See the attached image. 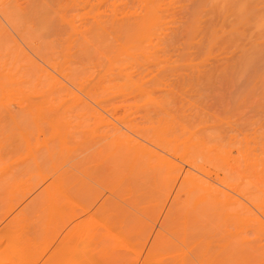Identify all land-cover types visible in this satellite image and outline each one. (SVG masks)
<instances>
[{
	"label": "bare ground",
	"instance_id": "obj_1",
	"mask_svg": "<svg viewBox=\"0 0 264 264\" xmlns=\"http://www.w3.org/2000/svg\"><path fill=\"white\" fill-rule=\"evenodd\" d=\"M155 1L156 0L154 1L152 0V3L154 5V11L157 8H158L157 9L158 11L161 6L160 7L155 6L156 5ZM169 1L167 0V2ZM191 1L193 2L194 0H191ZM205 1L209 2L210 4H212L211 1H213V4L214 3L215 4L212 5V7L215 8V5H216L220 12L223 10L224 13H226L225 16L223 15L224 14L223 11L222 13H220L223 15L224 18L220 16L222 19L217 20V17L215 16L216 19L213 17L214 19H211V20H217L216 22L214 21L212 23L210 20L209 22L210 24L207 22L209 25L207 24L206 25L207 27L206 26L203 27L202 23L205 22L206 20L209 21L208 18L211 17L212 10L209 12L211 13L210 16L204 20L201 18V15L199 14L200 20L201 21L203 20V22H200L199 18H195L196 16H194L195 20L193 18L192 20H190L191 18L189 17L192 13L188 15L187 23H186V20H181V19L180 21L175 20L176 23H174L175 21L172 20L173 19L172 15H171L172 16L171 22L168 21L169 17L168 18L164 17L165 20L167 19L168 23L170 24L172 22L174 23V24L172 23L173 28H176L175 26L179 25L177 24L178 22H180V24L182 23L181 25H179L181 27L177 26L179 29H181V31H183L181 32V34L183 33L182 36H177L180 34L179 31H177L179 34L175 31L172 32L174 29L171 31L172 27L171 28L168 27L171 25H169L165 20L161 19L160 18L161 16L157 18L158 15L156 14L157 15L156 17L154 11L150 10L153 7H151L148 10L149 12V13L147 12L148 16L146 18L142 17L141 21H139L140 18H138L137 20L139 22H137L136 20L134 21V23L137 22L135 24L133 23V20L132 22L128 21L126 25L131 23L130 27L127 26L128 29H126L125 25H124L125 27L123 26V24H125V20H124L125 17L121 15V17H124L123 19L124 21L123 23H121L119 19L118 20L116 19L117 17L115 13V16L114 15L113 16L116 17L115 20L117 21L118 26H119L118 21L120 22L119 27L121 28V29L118 28L117 25L115 28L113 27L114 30L117 28L116 29L117 32L121 33V35H119L120 33H117V35L120 36L118 40L119 39L121 40L122 38L121 41L123 42V38L127 34L128 36L124 40L123 44L119 40V42L121 43L119 47L118 41L114 40L115 37L117 36L115 35L116 31H114L115 32L114 34L113 30L108 29V30H111L109 34L110 35L112 34L111 36L114 35L113 37H110L107 35L108 39L112 38V40L109 39L110 41V42L108 41L109 44L110 45L112 44V48L114 47L116 48V49L114 48L113 55H112L113 49H111V46L108 47L107 45L108 42L106 41L108 39L105 37V35H103L106 29L103 30L101 28L103 32H102V35H99V37L96 36L97 34L95 35L99 39L97 43H96L97 39L93 40V38H96L95 36H93L94 30H96L94 26H97L95 24L97 21H95V18L93 17L92 18L95 21V23L94 22L93 23L95 25L92 24L91 20H90L91 24L87 25V27L89 28L93 26L94 29L92 30V32H90L92 34H90L89 31H87L89 30V28L85 30L92 36H89V35L86 36L87 34L83 36H86L84 38H87V39L90 38L88 40L92 39L91 41L94 42L95 47L98 50L93 46L92 42L90 41H86V42H90L92 45L86 46V44H89V43H86L85 42L86 39L84 40V38L81 39L82 41L80 40L81 43L79 42V37H81L80 35H82L83 32L85 33V31H82L80 29L82 33L78 35L79 37L77 36V34H76L77 37L74 36L75 34L71 35L72 38L76 37V40L73 39V41L74 43L76 42L75 44H79L77 48L74 46L75 44L71 40L72 38H69V41H67V36L63 35L64 38H61L60 35L62 33L60 32L61 33L60 35L56 34L57 29L51 24L52 25L51 31L54 32V34L48 31L50 33L48 34L50 38L53 36L55 37V34H56L57 37L59 36L58 40H56L57 37L55 38L53 37V39L57 43L58 41L59 43H61V44L58 43L59 46H61L62 44L63 46H67V44L70 45L71 43H73L74 45L72 44V46L77 48V50L75 51L74 47L70 45V48H69V45H68L67 48L69 49L65 47L64 49H62L63 46H61L60 48L59 46H57L55 42L56 46L58 47L56 50L59 51L57 53L59 54L61 53L60 55L62 56L58 54L57 55L60 56V58L63 57L61 60H58L59 57L56 55V50L54 53L52 52L54 51L53 49H55L56 47L54 45V41H52V38L47 41L45 40L46 37L44 39L41 38L44 34L41 35L43 33V29H40L39 26H38V28L40 29L39 31H41L42 33H40L39 36L38 35L37 36L40 37L41 35L40 41H39V38L37 39V36L35 37L36 33L34 35L35 37L34 39L38 40L39 44L42 42L40 44L41 48L44 49L46 45L47 47H49V48L45 47V49L47 48L46 50H48L45 52L46 55L45 53L42 52L43 49L41 50L40 48H38V46L34 45V41H33V44L31 43L30 45L29 42H32L31 41L32 37L30 38L28 35L29 34L32 35V33H29L28 35L24 34L25 37L26 36L29 37L28 40L30 39V41L28 42V44H26V46L30 45V48L31 46H33L32 52L34 53L36 52L35 53L36 56L38 55L42 56V57L38 56V59L40 60L42 58L40 62H43L44 65L46 62V67H43L42 66L43 64L40 65L38 62L36 63V71L34 72V74L36 73L35 82L33 79V82L29 83V86L31 88L27 86L26 83L24 84V81H25L24 78L27 79V77L31 73L30 74L28 73L29 75L26 74V77L25 75L22 76V78L24 77L23 78L24 81L21 79V74L23 73L20 74L19 78L20 80L23 81V84H24L22 85L23 88L21 87L22 92L20 91L21 93L20 98L28 97L27 96L28 94L26 92H31V95L29 97H32V95H34L33 96L34 98L32 99L33 100L35 99L34 100L35 116L39 118L41 122H42V119L46 120V126L48 124L47 129L52 130V131L49 130V132L51 133V134H48L49 138L51 135H52L51 136L52 138L53 136L54 137L56 136L55 138H53V140H51L52 143L55 141L54 142L55 144L54 143L52 144L49 141V138L43 141V142L49 141L48 143L50 144L49 145L48 143H46L48 146L47 147L45 146V148H44L45 144H42V142H40L43 146L40 145L38 146V148L39 147H43V148L42 149L39 148L37 149V151L39 150L41 152V155L43 156H40V153L36 151L37 153H39L38 157L39 158L42 157L44 160L50 161V160H54V157L59 155L60 152H61L60 155L63 154L64 157L66 155V153L64 152H67L69 154L71 153L70 155L76 152V154L74 155L76 157V155L77 156L79 155V153L77 154V151L80 148L79 146L80 143H82L81 145L84 146L83 142H87L85 143V145H87L85 148L88 147L89 149L90 148L92 149L93 144H90V143L93 142L91 140L93 134L91 135L89 134V132L91 133V130L92 132L96 131V132H93L94 135H96L98 133L97 131L99 130V128L101 127L102 129L101 131L102 133H100V135L102 134L101 136H98V135H96V137L93 136L94 142L97 144V147L95 150L94 149L95 146H94L93 149L95 151L93 150L91 151L93 153L95 152L94 154L98 155V156L95 155L96 158L94 159H98L99 162L98 160H95V162H98L99 164L96 165L94 163L96 166L95 165L93 166L95 167L91 166L89 168L88 166L86 167V169L84 168L85 170L84 176L86 175L87 177H89L92 174L90 176L92 178L91 180L94 181V177L96 179H100L101 185L103 182L108 187V188L104 187L108 189L107 191H109V194L107 196L108 198L106 202H104V198L103 200L101 199L104 203L100 202L102 204L100 206V210L103 213H107V215L109 214L110 216H112V218L109 215L107 216L106 214H105L106 217H102L103 214H100L101 212L96 214L98 218L100 219L99 215H102L101 218L103 221H106L104 220L105 218H107V220L110 218L112 220V221L109 220L111 221L110 223L112 224L110 225V227L112 226V228L113 226L115 227V229H118L121 227L122 228L128 227V228H126L127 229L126 231L118 230L121 233L114 232V234L113 232H111L112 230H110L108 234L107 229L109 228H107V229H104L103 231L105 232L106 230L105 233L108 234V236L100 237L103 232L98 231L100 229L99 226L101 225L104 228H106L105 226L107 224H108L107 226H109V223L106 222L105 223L106 225L104 226L102 225L103 222L100 219L102 223H99L100 222L99 221L98 222L99 224H97L96 221H98L99 219L93 221L97 216L93 218L94 216L91 217V213H90V217L93 219L89 220V222L86 221V222H82L83 224L80 223L76 225L78 226V228L83 225L85 228H88L89 231L91 229L93 230L94 228H95L94 231L98 229L95 231V233L93 231L94 237L92 235L93 238L95 237L96 238L98 237V239L101 238L99 239V241L100 240L102 241H100L97 244H100L101 242H103V237L104 238L106 237L105 239L107 240V242L109 241L111 243L109 245H112V247L115 250L116 249L119 250L121 248L124 250L125 247H127L130 243L134 242L133 238L135 237L133 236H135L136 233L132 235L130 230L131 231L135 229L139 230V229H142V227L146 229L145 225L147 224V226H149L150 224V223H147L146 221L147 219L148 220L152 219V217H155L156 214L158 213L161 214V212H164L163 217H162L163 221L161 222L160 220V224H162L161 226L163 229L169 232L168 234V232L166 233V231L164 230L166 233V236L167 235L171 236L172 234V237H171L172 241H173V238H175L174 240L176 242H173V243L179 242L180 244H183V245L192 244L193 246H198V247L199 246H210L214 244L215 245L218 244L222 246L223 248L231 247V246H234V247L239 246L240 248L241 246L244 249L242 251L239 250L240 251L239 253H237V251H235L233 248H230L231 250L229 251V253L223 256L224 255L223 252H222L223 254L222 255L221 251L219 250L218 251L225 258L238 257L239 260H242V261L253 260L258 257L259 258L261 257L260 259L264 258V251H260L261 248L264 249V121H262L264 119H262L261 120L262 122H261L260 119L252 120V117H250L251 119H247V120L251 122L248 123V121H246L242 117H239L241 121L243 120L242 122H244V124L245 122L248 123V127L246 126V124L243 125V124L237 123L233 119L234 113H235L234 111L237 110L236 116L238 117V113L241 110L240 108L242 107L241 104L244 103L247 100V98L251 96V94H253L252 91H254L255 93L256 90L254 88L256 87L258 83L262 87L261 94L262 96H264V65H262L264 64V0H210V1L205 0ZM101 2L102 1H100V3ZM162 2L160 1L161 4L160 3L159 4L157 3V4L163 5ZM202 3L203 4H201L202 5L201 7L203 8L205 7L204 5L205 3L204 2ZM114 4H113V7L115 6ZM150 4H151V1L149 0L148 5ZM188 4H184V5H188ZM121 5L123 4L121 3ZM167 5L166 7L169 6L168 7L169 9L172 8V5H171V8H170V4L168 6ZM207 5L208 4H206V6ZM103 6L104 5H102V7ZM145 6L147 7V5ZM177 6H175L176 9L178 8ZM181 6L183 5L179 6V8L177 9L178 12L174 10L173 11L176 13H179ZM209 7L207 6V9L203 8L205 10H203L202 8L201 9L199 8L200 10L198 11L195 8L193 9H195L197 12H200V13H202V11H204L205 13H208L206 10H209ZM137 8L141 9L139 7ZM147 8H149V6ZM184 8L185 10L183 9L181 10H183V12H186V16H187V13L188 12L190 13L191 11L187 12L185 6ZM191 8L189 9L191 10ZM108 9H111V8H108ZM97 10H95L94 12L97 13ZM117 10L118 9L116 8V11ZM141 10L143 11V9ZM163 10H165V7ZM163 10H161L162 13H165ZM102 11L103 13L105 12L104 10ZM102 11H101V14H102ZM112 11H113V8H112ZM213 11L215 12V14L219 12L218 10H217L218 12H216L214 9ZM132 12L138 13L139 10L138 12H135V11H132ZM129 13H131V11ZM70 14H75V13L70 12ZM91 14H92V11H91ZM123 14L125 13L123 12ZM159 14H160V11H159ZM179 14H181L182 16L181 18L185 17L184 16L185 14L183 15L182 12ZM107 15L108 14H106V17H108ZM128 15L127 16L129 18L127 17L126 19L129 20L131 19V17H130V14ZM203 15L202 17L204 18L206 14L204 16ZM79 16L80 15L78 14V19L80 18ZM102 16L105 17L104 14ZM110 16L111 15L109 14V17ZM138 16L141 17L142 15L139 14ZM206 16H208V14ZM104 17L102 19V17L99 16V18H101V20L105 22L106 20H104ZM179 17L180 15L178 16V18ZM97 18L98 16L96 17V19ZM111 18L109 20L113 21ZM114 21L113 23L116 24L115 23L116 21L115 22ZM113 23L112 25H114ZM101 24H103L104 28H107L104 26V23H101ZM121 24L123 27L121 26ZM133 24L135 25V27L133 26ZM183 24H185L184 28L182 26ZM80 25L82 26V24ZM41 26H42L41 28H46V26L43 24ZM131 26L133 27V30H131L133 32L130 35L129 29L130 28L132 29ZM47 27H48V24H47ZM38 28H35V29H38ZM109 28L111 27L109 26ZM28 29L26 28V30ZM123 29H126L129 32L127 31L128 33H126L124 32L126 30H123ZM167 29H168V32L171 31L173 34L169 32V35H168V33L166 32ZM1 30L5 31L3 27H1L0 32H2ZM26 30L25 32L24 31L23 32L26 33ZM97 31L100 34V31L99 30ZM46 32H47V29H45L44 33ZM106 33L107 32H105L104 34ZM20 34L21 35L18 37H20L21 41H23L24 39L22 40V37H21L23 33L20 32ZM52 34L53 36H50ZM123 34H126V35L124 36ZM4 35L6 36V33ZM100 36H102L103 38L105 37L104 39L106 40L102 38V40L105 41V44L101 43L102 41L100 40L101 39ZM27 37L25 38L24 44L28 41V40L26 41ZM68 37H70V35H68ZM60 39L61 40L63 39L62 42H60L61 41ZM1 40H5V39H2L1 37ZM70 40H71V43H67V42H70ZM16 41L14 42L16 43ZM43 41H45V43ZM50 41L53 42L51 43V45L49 43ZM111 41L113 43H111ZM115 41L117 44L115 43ZM100 44H103V46ZM14 45L12 46L15 48ZM42 45L43 46L45 45V46L42 47ZM52 45L55 47H52ZM83 46L87 49L89 47L90 48L92 47V48L88 50L87 49L84 50ZM100 46L102 47L107 46L106 47L107 50L106 49L102 50L101 49L102 47L100 48ZM13 47H9V48H13ZM35 47L37 48V50H41V52L39 53V51H36ZM9 48H6V49H9ZM16 48L18 49L17 46ZM80 48L82 49V51H80L81 50ZM60 49H62L61 52H60ZM65 49L68 52L70 49H72L70 50L72 55L68 56L70 54L67 52H64ZM99 49H101L102 51L105 50L103 52L104 55H102L101 52L100 53L98 52V51H101ZM90 50L93 51V53L95 50V53H94L96 54L95 56L97 55L98 56L100 55V56L95 58V56L93 55L94 56L93 58H95V60H92L91 55L93 53ZM49 52L52 54L50 55ZM115 52L117 54H115ZM34 53L33 55H35ZM48 53L50 56V60L48 59L49 61L47 63V58L49 57L47 56ZM64 53L68 54L67 56L70 59L68 57H65L68 59V61L67 59L64 58V56H66L64 55ZM75 53L80 54V55L82 54V56H84V57H81L82 62L83 61H86V62L82 63L78 61L79 58L77 59L76 57H79V55L76 56ZM106 53H108L109 55ZM53 54H55L58 58L55 55L52 56ZM85 54H87L88 57L85 56ZM101 55L104 56L103 58L107 61H104V59L101 58L102 57ZM105 55L106 56L111 55L114 58L110 60L111 56L110 58L108 56H107L108 58H106ZM44 57L46 58V60L44 59ZM72 57L74 58L71 60ZM83 58L86 60H84ZM89 59L90 61H88ZM74 60L77 62H75ZM101 60H102V63L103 61L105 63L102 64ZM93 61L96 62V64L94 63L95 65L93 64L94 66L92 67L91 64ZM212 61L217 62V64L214 63L213 65H211ZM71 62L74 63L75 65L77 63L78 66H74V64L71 65ZM98 62L101 63L102 65L100 66ZM83 64L84 65L86 64V67H84ZM88 64L91 67H88ZM255 64L259 66L261 65V67L256 68L259 66H256ZM31 65L35 66V63H32ZM28 69H29V72H31L30 68ZM25 72L27 73L28 70L26 69ZM244 77H246V81H247L246 83H244L245 82ZM30 78L31 76L28 77V79ZM11 79L13 80V77H11ZM27 80L25 82H27ZM240 80L244 81L241 83L243 84L242 85L243 87H240L241 85L240 86L236 85V83L240 84L241 82ZM32 83L34 84L33 85L34 89H32L33 88L31 85ZM216 84L218 86L219 85L222 86V84H227V86H230V87L232 85L233 86L235 85L236 88L240 87L238 88L239 90L237 89L238 91L236 92V94H231L232 98H231V95L229 97L232 103L230 112H228L227 108L222 107L221 109L224 108L226 111L222 110L223 112L221 114H217L214 112H209V110L205 111L206 109H209V106H206L205 101L204 102L201 101V103H205V105L204 104L202 105L201 103H199L201 104V107L204 106L206 108L205 109L204 107H202L205 110L200 108V106L197 104V101H199V99H201L202 97V92L204 90L206 91V89H208V87H211V85L215 86ZM24 86H26L27 88ZM204 87L206 89H204ZM8 88L9 89L7 90H10V89L13 90L12 86ZM24 88H26L28 91L25 90ZM30 90H32L33 92ZM205 91L203 92L204 97H205V94H204ZM24 93H26V95ZM23 94L25 95L24 97H23ZM15 95L17 96L18 94H15ZM182 95L186 96L184 97V99L186 98L187 101L185 100V102H188L187 109L189 110V112L187 111V109L182 110L180 107H178L179 108L178 110L177 107L175 108L176 105L173 106L176 100V97L182 96ZM22 98L20 99L21 101H22ZM252 101L254 102V98L252 99ZM26 105L29 106L30 104L28 105L26 103ZM256 105H258L257 107L259 109L261 108L260 103H257ZM224 106L226 107L225 103H224ZM249 107L250 106H248V108ZM25 109H26V106H25ZM220 111L221 110H218V113H220ZM23 115H25V112L23 113ZM13 116L11 117L12 119L10 117L9 118L12 120L11 122H14V121L16 122V120L13 121V119H16L15 118L16 116H14V118ZM26 118L28 117H25L24 119ZM85 118H87L88 120L85 121L86 120ZM89 118L91 119L95 118L94 120L96 121H94V123L97 122L96 125H94L93 119L92 121L90 120L91 122H88ZM261 118H264V115H262ZM19 120L17 124H19ZM34 120L36 121V119ZM80 120L83 122H80ZM21 121L23 120L21 119ZM70 121H72L73 124L70 123ZM41 122L39 123L41 124ZM88 123L89 124L91 123L90 125H88L91 130L87 131L85 129L86 128L85 125ZM26 124H28V122ZM31 124L34 125L32 122ZM43 124L45 123L43 122ZM21 125H23V122L22 124L18 126H20L21 128L22 127ZM241 125L247 128L245 130H242ZM90 126H94L95 128L99 127V128L98 130L97 129L93 130L94 127H90ZM244 127L242 128L244 129ZM72 128L77 129V130L82 129V132L80 131L81 133L79 134V136H76V133H78L79 130L77 132V130L75 131L73 129L75 131V133H73L71 132ZM35 130L36 129L34 128L33 131L35 132ZM84 130L88 132L87 135H84L86 137L83 136V133H85L83 132ZM65 131H70V132H65ZM64 133L65 134L68 133V135L72 133L74 138H72V135L70 137V136L65 135ZM63 136L65 137L63 138ZM80 136L82 139L84 137L83 142ZM76 137L77 138L79 137V138L76 139ZM35 139H36V135L34 136V140ZM73 139H76L74 140L75 142L72 141ZM79 139H80V142H79ZM86 139H88V141ZM97 139L101 142L99 143ZM34 140L33 142L35 143L37 140L35 141ZM29 142L31 141L29 140ZM66 142L72 146L68 144L67 146ZM32 144L30 145L31 147H32ZM75 146L76 147L78 146V149H76ZM66 147H68L69 149H67ZM55 148L56 149L59 148V150H56ZM64 149L66 151H64ZM71 149L73 152L71 151ZM82 150L83 152L89 151L86 149L84 150V148H82ZM94 154L92 156H94ZM71 157L72 156H70L69 158L73 160ZM75 159L76 158H74V160ZM77 159L75 161H77ZM79 159H80V162L79 160L77 162L73 161L75 162L74 163L75 165H73L72 163V167L77 168V170L79 169L80 171V168H81L80 166H82L83 168L87 164L85 162L83 164V161H85V158L83 159V161H82V158H79ZM50 163H51V167L54 168V164H53L54 161H50ZM64 163L67 164V162H64ZM76 163L77 164L79 163V166H77ZM33 165L35 166V164ZM98 165H101L100 168ZM37 166L38 167L41 166L39 162ZM37 166H35L36 168L35 167L34 168L37 169ZM68 169L69 168L67 167L66 170ZM66 170L65 171L63 170V173L61 172L58 174L54 172V174L55 173L56 174L52 175V178H50L51 180L49 181V183L46 184L45 187H43V189H41V192L39 193L40 195H38V197L40 196L39 198L41 201L37 200V203H38L37 207H40L38 208L40 212L42 211L44 213L47 212L45 216L46 215L48 216L46 219H48L47 222L49 223L53 222L52 219L55 217H56L55 220H57V217H59L58 219L59 221H56V222L54 221L55 223H57L63 220V218L67 217L69 214L71 215L72 213H74L72 211L73 210L75 211V209L78 208V205H79L78 201L80 203L82 201V199L78 200V196L80 195L82 197H84V195L86 196L89 193V191H91L90 189H92V186H93L91 185V188L89 187L90 189H87L88 187L86 186H88V184H85L86 188L84 186L82 187V185H80V187L78 188L79 186L78 184H80V182L78 179H77L78 184H76L75 182L77 174L75 175L72 172L73 169L68 170V172ZM89 171L90 173H88ZM80 172H83V171L81 170ZM96 172L98 174H96ZM40 174L42 175V171ZM71 180L74 181L75 184H72ZM84 183H87V182H84ZM98 183L99 182H97V185ZM96 189H94V186H93L92 191ZM77 192L80 193V195ZM74 193L76 195V198L73 197L75 196ZM93 193L94 192L92 193L90 192L88 195L91 197ZM41 196L43 198H41ZM95 196H98L97 193H95ZM95 196L93 195L91 198ZM123 197H126V198H123ZM165 198L169 199V204L167 205L164 211H161V210L158 211L157 209L159 208V205H161V207L165 206V204L164 205L160 204V203H163L162 200L164 201ZM123 199L125 200L127 199V201ZM74 201L77 203L76 204L77 208L74 206L75 204ZM83 201L88 202L86 201V197ZM164 202L166 203V201ZM83 203L81 206H83V208L85 206L86 208V205L88 206V203H86L85 205H83ZM43 205L44 207L47 206V209H45L46 207L43 208ZM73 206H74V209L71 210ZM89 206H90V203H89ZM41 208H43V210H41ZM38 209L36 208V210ZM67 209H70L71 211ZM89 209H92V208L89 207ZM66 210L68 211L69 214L65 213L67 212ZM87 210L85 209V211H82V212L87 213ZM37 213L39 214V212ZM60 216H62V218ZM72 216H73V219L74 218L76 219L74 214ZM72 216H70V218H72ZM142 217H145L147 219H144ZM37 219H39L38 220L39 222L40 217ZM63 224L62 226H64ZM46 225H50V224H46ZM51 225H53V223H51ZM93 225H96L99 228H96V226L94 227ZM18 226L20 227V225ZM82 228L83 227H81L80 230H83V231L85 230L87 232V229H84V228L82 229ZM75 230H77V228ZM80 230L78 229V231ZM142 231L141 232L139 231V232L142 233ZM84 232L82 234H85ZM96 232L100 233L98 234L100 236H98ZM124 232H128L129 235L130 234L132 235V236H129V238L131 239V237H133L132 238L133 242L129 240L128 236L124 234ZM156 232L157 231H155V233ZM89 233L90 232H88V234ZM105 233L103 234L106 235ZM140 233H138V235L142 236V234ZM159 235H161V233ZM141 236L139 237V239L137 238L135 239L141 240L142 242ZM154 236L155 235H153V237ZM161 236H162V239H161ZM161 236H158L159 238H157L159 239V241L157 240L158 243H160V240L161 242L163 240H166V236L164 234ZM163 236L165 237V239ZM25 239L26 238H24V240ZM24 240L23 242L26 241ZM106 240H104V242H106ZM127 240L131 242L128 243ZM138 242L139 241H137L135 244L137 245ZM87 243L88 242H86V244ZM95 243L92 245L94 246L97 245ZM162 243H166V242H162ZM101 245H103V243ZM129 247L127 249L125 248L126 250L124 252L130 251L128 250ZM15 249H16L15 247L7 246L4 250L0 251V257H1V252L8 253V252L14 251ZM133 250L136 251V249H132V252L136 254L138 253V256L136 254L135 255L136 257H139L140 256L139 254L141 253H139L138 251L135 252ZM103 251L105 252V250ZM178 251L179 250H177V252ZM198 251H199L198 253L199 257L197 256V258H200V259H204L205 257L206 258L208 257L209 260L213 258H217V259L223 258L222 256H220V254L213 253V250H212V254H209L206 251H200V250ZM60 253L56 252V254H60ZM68 253L70 254V251L66 252L65 254H68ZM133 253H130V254L134 256ZM159 253H158V257H159ZM161 254H164V253H161ZM85 256L84 255L82 256V260L86 258ZM133 256L131 258H133ZM186 257L187 255L185 254V251L181 253L180 255H178V259L183 261V263L180 262L179 264L186 263L187 261ZM119 259L121 258L119 257ZM90 260H91V255H89L85 259L86 262ZM76 261H78V259L77 260L75 259V263ZM1 263L2 262H0V264ZM61 263L63 264V259L61 258H59L58 261L52 262V264H61ZM65 263L66 261H64V264ZM154 264H157V262L155 261Z\"/></svg>",
	"mask_w": 264,
	"mask_h": 264
},
{
	"label": "rangeland",
	"instance_id": "obj_2",
	"mask_svg": "<svg viewBox=\"0 0 264 264\" xmlns=\"http://www.w3.org/2000/svg\"><path fill=\"white\" fill-rule=\"evenodd\" d=\"M100 1H102L101 3H100ZM117 1V2H116ZM144 1V2H143ZM151 1V4L150 5H148V3H149V0L147 1V0H0V29H1V27H3V29H5V31L4 30H1L2 32H0V251H2V250H4L7 246H10V247H15L16 249L14 250V251H11V252H8V253H3V252H1V257H0V262H2L1 264H52V262H54V261H58L59 260V258H61V259H63V264H64V261H66V263L65 264H74L75 263V259L77 260L78 259V261H76V263L75 264H132V262H133V264H145V263H147V264H154L155 263V261L157 262V264H179L180 262H182L183 263V261H181L180 259H178V255H180L181 253H183L184 251H185V254L187 255V257H189V258H187L186 257V263H184V264H264V258H262V259H260L259 257L258 258H256V259H253V260H244V261H242V260H239V258L238 257H233V258H225V257H223V256H225L226 254H228L229 253V251L231 250L230 248H233L235 251H237V253H239L240 251L239 250H243L244 248L243 247H241L240 246V248H239V246H237V247H234V246H231V247H222V246H220V245H218V244H214V245H210V246H193L192 244L191 245H189V244H180L179 242H177V243H173V242H176L174 239L175 238H173V241H172V234H171V236L170 235H167L166 236V233L168 232V231H166L165 229H163L162 228V224H160V220H161V222L163 221V214H164V212H161V214H156L155 215V217H152V219H147V218H145V217H142V218H144V219H147L146 221H147V223H150L149 224V226H147V224L145 225V228L146 229H144V227H142V229H139V230H137V229H135V230H130V232H131V234L132 235H134L135 233L137 234H135V236H133V237H135V238H137V239H139V237L141 236H139L138 235V233H140L142 230V233H140V234H142V236H141V238H142V242H141V240H137V239H135V238H133V237H131V239L129 238V236H132L131 234L129 235V233L128 232H124V234H126L127 236H128V238H129V240H131L132 242H133V240H134V242L133 243H130L131 241H128L127 240V242L128 243H130L129 245H130V247H131V249H130V247H129V245L127 246V247H125L126 249L129 247V249L128 250H130V251H128V252H124L126 249L124 248V250L122 249H119V250H115L113 247H112V245H109V244H111L109 241L107 242V240L105 239L107 236H108V232H110V230H112L111 232H113V234H114V232L116 233V232H120V231H118V230H121V231H123V230H127L126 228H128V227H121V228H118V227H116V228H118V229H115V227L113 226V228H112V226L110 227V225H112L110 222L112 221L109 217V219L107 220V218H103L104 220H106V221H103L102 220V218H101V216L102 215H99V217H100V219L102 220V222H101V220L98 218V216L96 215V214H98L99 212H101V210H100V206L102 205L100 202H102V203H104V202H106L107 201V196H108V194H109V191H107L108 189H106V188H108L103 182H102V185H101V181H100V179H96L95 177H94V181L93 180H91L92 178L89 176V177H87L86 175L84 176V172H85V170H84V168L86 169V167H88L89 166V168L91 167V166H93V165H97V164H99L98 162H99V160L98 159H94V158H96V156L95 155H97V154H94L93 152H91L92 150L93 151H95L96 150V147H97V144L94 142V137H96V135H98V136H101L100 135V133H102L101 131H102V129H101V127L99 128V130H98V128H95L94 126H90V127H94L93 128V130L94 129H97L98 131V133L96 134V135H94V133L93 132H96V131H93L92 132V130L89 128V126L88 125H90L89 123L88 124H86L85 125V129L88 131V130H91V133L89 132V134H93L92 135V138H91V140L93 141V142H91L90 144H93L92 145V149L90 148H85L87 145H85V143H87V142H83V139H84V137H86V136H84V135H87L88 134V132H86V130H84L83 132H85V133H83V139L81 138V136H82V134H81V136H80V138H81V140H82V142L84 143V146H82L81 144L82 143H80L79 144V146H80V148H79V152L77 151V154L79 153V155L77 156L76 155V157L74 156L75 154H76V152L75 153H73L72 155H70L69 153H67V152H64V153H66V155H65V157H64V155L63 154H61V155H63V156H61L60 155V151H58V152H60L59 153V155H57L56 157H54V160H50V161H54V168H52L51 167V163H50V161L49 160H44L42 157V159L41 158H39L38 157V155H39V153H40V156H43V155H41V152L38 150L37 151V149H39V148H43V147H39L38 148V146H43L42 144H45L44 145V148H45V146L47 147L48 145L46 144V143H48L49 141L51 142V140H53V138H55L54 136H53V138L50 136V138H52V139H50L49 138V135L48 134H51L50 132H49V130L50 129H47V126H48V124H47V126H46V120H43L42 119V122H41V120L39 119V118H37L36 116H35V114H34V100L32 99V98H34L33 96L34 95H32V97H29L30 95H31V92H26L28 95V97H26V98H22V101L20 100L21 98H20V95H21V93H20V91L22 92V85H24L25 83H26V85L27 86H29V83L30 82H33V79H34V82H35V74H34V72L36 71V63L38 62L40 65H42L43 64V62H40L41 61V59L39 60L38 59V56H40V55H38V56H36V52L34 53V52H32V50H33V46H31V48H30V45H31V43L33 44V41H34V45L35 46H38V48H40L41 50L43 49V48H41V46H40V44L42 43H40L39 44V42H38V40H36V39H34L37 35L39 36V34L40 33H42L41 31H39L40 29H43V33L41 34V35H43L42 37H41V35H40V37L41 38H45V40L47 41V40H49V39H51L52 38V41H54V39H53V34H54V32H52L51 31V26L53 25L56 29H57V33L56 34H58V35H60L61 33V35H60V37L61 38H64V36H67V41H69V38H72L71 37V35L72 34H75L74 36H76V34H77V36L78 35H80L82 32H81V30L82 31H85L86 29H88L89 27H87V25H90L91 24V21H92V24L93 25H97V26H94V28H96V30H94V32H93V36H95L96 34V36H98L99 37V35H102V32H103V30H105L104 31V33L105 32H107L106 34H104L103 33V35H105V37L108 39V37H107V35L108 36H110V37H113V36H111L109 33L111 32V30H113V32L114 31H116V34H115V32H114V34L115 35H117V33H120V32H117V28L114 30V28L116 27V25H117V21L115 20V18L118 20H120L121 21V23H123V21L125 20V24H123V26L125 25L126 26V29H128V27H130V24L131 23H129L128 25H126V23H128V21H131L132 22V20H133V23H134V21L136 20H138V18H140L139 19V21H141V19H142V17L143 18H146L147 16H148V10L151 8V7H153V8H151L150 10H152V11H154V5H153V3H152V0H150ZM154 1V0H153ZM160 1L162 2V4L163 5H158L159 3H160ZM169 1V0H168ZM172 1V2H171ZM174 1V2H173ZM210 1V0H209ZM156 3V5L155 6H161L160 8H162V9H160L159 8V10L157 11V9H155V11H154V13H155V16L157 17V15H158V17L157 18H159V16H161L160 18L161 19H163V20H165L164 19V17H166V18H168L169 20L168 21H170L171 22V17L173 16V21H175V20H177V21H180V19L181 20H186V23L188 22L187 20V18H188V15H190L191 13L193 14H191L190 15V17L189 18H191L190 20H192V18L194 19V16H196L195 18H199V21L200 22H203V20L204 19H207V17H209L210 16V14L211 13H209L211 10V12H212V15H211V17H209L208 19H209V21L208 20H206L205 22H203L202 24V26L204 27V26H206L209 22H210V20L211 19H214L215 18V16L217 17V20H220V19H222L221 17H223V15L225 16V14L226 13H224V11H223V15L222 14H220V13H222V11L220 12L219 11V9L217 8V6L215 5V8L214 7H212V5H214L213 4V1H211V3L212 4H210L209 2H207V1H201V0H199V2H198V0L197 1H191V0H170L169 2H167V0L165 1V0H156L155 1ZM167 3L168 5L170 4V8H171V5H172V8L171 9H169L168 7V5L167 4H165V3ZM202 2H204L205 4V7H203V8H206L207 9V6L209 7V6H211V7H209V10H206L208 13H205L204 11H202V13H200V12H197L198 10H200L202 7V5L201 4H203ZM109 3V4H108ZM115 3V4H114ZM121 3L123 4V5H121ZM144 3V4H143ZM158 3V4H157ZM175 3V4H174ZM190 5H189V4ZM196 4V6H195V4ZM95 6H94V5ZM113 4L115 5L114 7H113ZM117 4H118V6H117ZM134 4V5H133ZM161 4V3H160ZM184 4H188V5H184ZM206 4H208L207 6H206ZM102 5H104L103 7H102ZM120 5H121V7H120ZM143 5V6H142ZM145 5H147V7L149 6V8H147ZM166 5L168 6V7H166ZM174 5V6H173ZM178 5V6H177ZM180 5H183V6H181L180 8L181 9H183V10H185V8H184V6L186 7V11L188 12V11H191L190 13L188 12L187 13V16H186V12H183V10H179V13H181L182 12V14L186 17H184V18H181L182 16H181V14H179V13H176V12H178V8H179V6ZM203 5V6H204ZM106 6H107V8H106ZM112 6V7H111ZM125 6H126V8H125ZM136 6V7H135ZM145 6V7H144ZM175 6H177L178 8L176 9V7ZM191 8V7H193V6H195V7H193V8H195V9H193V8H191V10L188 8ZM94 7V8H93ZM98 8V10L100 11H98L97 10V8ZM102 7V8H101ZM133 7H134V9H133ZM137 7H139V8H141V9H143V11L141 10V9H138ZM144 7V8H143ZM164 7H165V10H163L164 9ZM198 7V8H197ZM93 8V9H92ZM108 8H111V9H108ZM112 8H113V11H112ZM116 8L118 9L117 11H116ZM119 8H120V10H119ZM131 8V9H130ZM146 8H147V10H146ZM156 8V7H155ZM176 10H175V9ZM200 8V9H199ZM202 8V9H203ZM212 8V9H211ZM92 9V10H91ZM107 11H106V10ZM130 9V10H129ZM145 9V10H144ZM166 9H167V11H166ZM189 9V10H188ZM213 9L216 11V12H218V13H216L215 14V12L213 11ZM95 10H97V13L96 12H94ZM102 10H104L105 12L103 13V11ZM138 10H139V12H138ZM161 10H163L165 13H162V11ZM176 11V12H174V11ZM192 10H194V11H196L197 12V14H196V12H194V11H192ZM203 10H205V9H203ZM218 10V11H217ZM91 11H92V14H91ZM101 11H102V14H101ZM111 11V12H110ZM115 11V12H114ZM122 11V12H121ZM131 11V13H129V12ZM132 11H135V12H138V13H134V12H132ZM159 11H160V14H159ZM169 11V12H168ZM70 12L71 13H75V14H70ZM90 12V13H89ZM99 12V13H98ZM113 12V13H112ZM118 12V13H117ZM123 12L125 13V14H123ZM142 12V13H141ZM148 12V13H147ZM158 12V13H157ZM173 12V13H172ZM112 13V14H111ZM115 13H116V17H114L115 16ZM121 13V14H120ZM127 13V14H126ZM147 13V14H146ZM170 14V15H168V14ZM172 13V14H171ZM78 14L80 15L79 17V19H78ZM105 15V17L104 16H102V15ZM106 14H108L107 16L108 17H106ZM109 14L111 15L110 17H109ZM120 14V15H119ZM128 14H130V17H131V19H126L129 15ZM134 14V15H133ZM142 15L141 17L140 16H138V15ZM157 14V15H156ZM162 14V15H161ZM168 16H167V15ZM177 16H176V15ZM201 15V18L203 19L202 21L200 20V15ZM206 14H208V16H204V15ZM85 17H84V16ZM96 15V16H95ZM114 15V16H113ZM121 15L122 16H124L125 17V19H124V17H121ZM128 15V16H127ZM145 15V16H144ZM172 15V16H171ZM180 15V17L178 18V16ZM199 15V16H198ZM202 15L204 16V18L202 17ZM98 16V18L96 19V17ZM99 16H101L102 17V19H103V17H104V20H106L105 22L103 21V20H101V18H99ZM119 16V17H118ZM135 16V17H134ZM163 16V17H162ZM175 16V17H174ZM221 16V17H220ZM95 18V21H97L96 23H95V21H94V19L93 18ZM112 17V18H111ZM120 17H121V19H120ZM206 17V18H205ZM214 17V18H213ZM220 17V18H219ZM91 18V19H90ZM112 19L116 24H114L113 23V21H111V20H109V19ZM114 18V19H113ZM129 18V17H128ZM133 18V19H132ZM219 18V19H218ZM224 18V17H223ZM93 19V20H92ZM124 19V20H123ZM216 19V18H215ZM83 21V23H82V21ZM86 21V23H85V21ZM89 20V21H88ZM91 20V21H90ZM100 20V21H99ZM195 20V19H194ZM217 20H211V22L213 23L214 21L216 22ZM127 21V22H126ZM139 21H137V22H139ZM167 23H168V21H167V19L165 20ZM50 22V23H49ZM95 24H94V23ZM104 23V26L105 27H107V28H104L103 27V24H101V23ZM137 22H135V23H137ZM182 22V21H181ZM184 22V21H183ZM208 22V23H207ZM13 23H15V24H13ZM78 23H80V24H82V26L80 25V24H78ZM85 23V24H84ZM112 23L114 24V25H112ZM134 23V24H135ZM173 23V22H172ZM172 23L170 24V23H168L169 25H171V26H168V27H172ZM174 23H176V21L174 22ZM173 23V24H174ZM211 23V24H212ZM12 24V25H11ZM17 24V25H16ZM39 24H43V25H45L46 26V28H41L42 26L41 25H39ZM47 24H48V27H47ZM52 24V25H51ZM83 24H84V26H83ZM108 24V25H107ZM118 24H119V26H120V22L118 21ZM133 24V26L135 27V25ZM177 24H179V25H181L180 24V22H178ZM176 24V25H177ZM210 24V23H209ZM208 24V25H209ZM80 25V26H79ZM86 25V26H85ZM179 25H177V26H179ZM184 25L185 24H183L182 26H183V28H184ZM38 26L40 27V29L38 28ZM109 26L111 27V28H109ZM118 26V25H117ZM118 26V28H120ZM121 26H122V24H121ZM122 26V27H123ZM124 26V27H125ZM128 26V27H127ZM174 26V25H173ZM177 26H175L176 28H178ZM33 27H35V28H38V29H35V28H33ZM50 27V28H49ZM84 27H86V28H84ZM91 27V26H90ZM114 27V28H113ZM132 27V26H131ZM179 27H181V26H179ZM207 27V26H206ZM25 28V29H24ZM26 28L28 29V30H26ZM92 28V29H91ZM91 28H89V30H87V31H89V33L90 32H92V30L94 29L93 28V26L91 27ZM103 30H102V29ZM176 28H171V31L172 32H177V31H179L180 32V34L179 35H177V36H182L183 35V33L181 34V32H183V31H181V29H176ZM24 29V30H23ZM32 29V30H31ZM35 29V30H34ZM45 29H47V32L49 31L50 33H53L52 35H50V36H53V37H49L48 36V34H50L49 32L47 33H44V31H45ZM81 29V30H80ZM91 29V30H90ZM101 29V30H100ZM108 29H111V30H108ZM121 29V28H120ZM126 29H123V30H126ZM25 30H26V33H24L25 32ZM53 30V29H52ZM58 30H59V32H58ZM97 30H99L100 31V34L98 33V31ZM108 30V31H107ZM131 30H133V27H132V29L130 28L129 29V31L128 30H126V31H124V32H126V33H130V35H131V33L133 32V31H131ZM170 30V29H169ZM24 31V32H23ZM38 31V32H37ZM56 31V30H55ZM87 31H85V33L83 32L82 33V35H80L81 37H79V42L81 43V39L82 38H84V37H86V36H92V35H90V34H92V33H88ZM95 31H96V33H95ZM121 31V30H120ZM128 31V32H127ZM171 31H169V32H171ZM6 33V36L4 35L5 33ZM20 32L21 33H23V35L25 34H29V33H32V35L31 34H29L28 36L31 38V41L32 42H29L30 41V39L28 40V38L29 37H27V39H26V43L24 44V41H25V35L23 36H21L22 37V40L23 41H21V38L20 37H18V36H20L21 34H20ZM61 32V33H60ZM122 32V31H121ZM167 33H168V35H169V32H168V29H167V31H166ZM171 32V33H172ZM1 33H3V34H1ZM35 33H36V35H35ZM123 33V32H122ZM8 34V35H7ZM17 34V35H16ZM56 34H55V37H57L56 36ZM87 34V35H86ZM173 34V33H172ZM4 35V36H3ZM34 35H35V37H34ZM47 35V36H46ZM64 35V36H63ZM68 35H70V37H68ZM83 35H86V36H83ZM119 35H121V33L119 34ZM119 35H117L116 37H115V39L114 40H117L118 41V45H119V47H120V45H121V43L120 42H122L121 40H122V38H121V40H120V42H119V40H118V38H120V36ZM124 36L126 35V34H123ZM11 36V37H10ZM15 38H14V37ZM37 36V39L39 38V41H40V37H38ZM76 36V37H77ZM95 36V37H96ZM119 36V37H118ZM127 36H128V34L123 38V42H122V44L124 43V40L127 38ZM1 37H2V39H5V40H1ZM54 37V38H55ZM59 37V36H58ZM58 37H57V39L56 40H58ZM76 37H74V38H72L71 40L73 41V39H75L76 40ZM98 37H96V38H93V40L94 39H97V41H96V43L99 41V39H98ZM101 37V43H103V44H105V41H103L102 40V36H100ZM104 37V38H105ZM6 38H7V40H6ZM48 38V39H47ZM103 38V39H104ZM14 39V40H13ZM86 39V40H85ZM88 39H90V38H88ZM87 38H84V40H85V42L86 41H90V42H92L91 40H88ZM109 39H111L112 40V38H109ZM109 39L108 40H106V39H104V40H106L107 42L109 41ZM11 40V41H10ZM17 40V41H16ZM20 40V41H19ZM61 40V39H60ZM63 40V39H62ZM62 40L60 41V42H62ZM66 40V39H65ZM65 40H64V42H65ZM71 40H70V42H67V43H71ZM81 40V41H80ZM14 41H16V43L14 42ZM41 41H42V39H41ZM14 42V43H13ZM28 42L30 43V45L29 46H26V44H28ZM44 43H45V41H43ZM55 42L56 41H54V45L56 46V44H57V46H59L58 45V43H59V41H58V43L56 42V44H55ZM63 42V43H64ZM78 42V41H77ZM78 42V43H79ZM90 42H86V43H89V44H86V46L88 45H92L93 44V46L95 47V44H94V42H92V44L90 43ZM107 42H106V44H107ZM110 42V41H109ZM109 42H108V47L109 46H111V49H113V53H112V55L114 54V48H112V44L110 45L109 44ZM50 43V45H51V43H53V42H49ZM73 43H74V41H73ZM73 43H71L70 45L72 46V44ZM76 43V42H75ZM74 43V44H75ZM100 43V42H99ZM111 43H113L112 41H111ZM115 43H116V41H115ZM4 44V45H3ZM15 44V45H14ZM47 44H48V42H47ZM59 44H61V43H59ZM66 44V43H65ZM64 44V45H65ZM73 44V45H74ZM103 44H100V45H102L103 46ZM117 44V43H116ZM116 44H114V45H116ZM12 45H14L15 46V48H16V46L18 47V49L16 48H14ZM69 44H67V46H68ZM70 45H69V48H70ZM77 45V46H76ZM78 45L79 44H75L74 46L75 47H77L78 48ZM83 45V44H82ZM81 45V46H82ZM113 45V46H114ZM40 46V47H39ZM45 46V45H44ZM43 45H42V47H44ZM55 46H53L52 45V47H55ZM55 47V49H53L54 51H52L53 53L55 52V50L58 48V47ZM61 46H63V44L61 45ZM61 46H59L60 48H61ZM67 46H63L62 47V49H64V47L65 48H67ZM74 46H72V47H74ZM97 46V45H96ZM102 46H100V48L102 47ZM5 47V48H4ZM9 47H13V48H9ZM45 47H47V45L45 46ZM45 47H44V49L42 50V52L43 53H45L46 51H48V50H46L47 48H49V47H47L46 49H45ZM71 47V48H72ZM74 47V48H75ZM84 47V46H83ZM83 47H81V48H83ZM93 47V48H94ZM98 47V46H97ZM106 47L107 46H104V47H102L101 49L103 50V49H106ZM118 47V46H117ZM6 48H9V49H6ZM36 48V47H35ZM35 48H34V50H35ZM51 48V47H50ZM69 48H67V49H69ZM77 48H75V51L77 50ZM80 48V49H81ZM92 48V47H91ZM90 47L88 48V49H91ZM96 48V47H95ZM94 48V49H95ZM11 49V50H10ZM62 49H60V52L62 51ZM73 49V48H72ZM72 49H70V50H72ZM79 49V50H80ZM84 50H86L87 48H83ZM87 49V50H88ZM97 49V48H96ZM95 49V50H96ZM101 49H99V50H101ZM116 49V48H115ZM8 50H10V51H8ZM41 50H37V48H36V51H39V53L41 52ZM45 50V51H44ZM70 50H69V52L68 51H66V49L64 50V52H67V53H69L70 55H68V54H66V53H64V55H66V56H64V58L65 57H68V56H71L72 54H71V52H70ZM95 50H94V53H95ZM98 50V49H97ZM98 51L99 53L101 52L102 53V55H104L103 54V52L105 51ZM107 50V49H106ZM119 50H121V49H119ZM50 51V50H49ZM80 51H82V49L80 50ZM79 51V52H80ZM91 51V50H90ZM27 52V53H26ZM57 52H59V51H57L56 50V55L58 54V55H60L59 53H57ZM72 52H74V51H72ZM87 52V51H86ZM92 53H93V51H91ZM98 52H97V54H98ZM117 52H119V51H117ZM24 53H26V54H24ZM33 53L35 54V55H33ZM38 53V52H37ZM42 53V54H43ZM50 53V52H49ZM49 53L47 54V56H49ZM78 53V52H77ZM81 53V52H80ZM84 53V52H83ZM92 54L91 56H92V60H95V58L96 57H99L98 55L97 56H95L96 54ZM52 53H50V55H51ZM88 54V53H87ZM87 54H85V56H87ZM89 54H90V52H89ZM88 54V55H89ZM106 54H108V53H106ZM115 54H117L116 52H115ZM45 55H46V53H45ZM55 54H53L52 56H54ZM55 55V56H56ZM57 55V56H58ZM68 55V56H67ZM74 55V54H73ZM75 55L77 56V55H79V57H76V56H74V57H76L77 59L79 58V60L78 61H80V62H82V59H81V57H84V56H82V54L80 55V54H76L75 53ZM95 56V58H93L94 56ZM101 55V56H102ZM109 55V54H108ZM107 55V56H108ZM36 56V57H35ZM56 56V57H57ZM60 56H62V55H60ZM60 56H58L57 58H58V60H61L62 58H60ZM106 55H105V57L106 58H110V56H108L107 57ZM115 56V55H114ZM40 57H42V56H40ZM46 57V56H45ZM44 57V59L46 60V58ZM74 57H72L71 58V60L74 58ZM88 57V56H87ZM104 56H102L101 58H103ZM219 57H221V56H219ZM235 57V56H234ZM32 58V59H31ZM69 58V57H68ZM89 58H91V57H89ZM100 58V59H101ZM114 57L113 56H111V59L110 60H112ZM50 60V56L47 58V63H48V61ZM65 59H67V58H65ZM70 59V58H69ZM76 59V60H77ZM84 59V58H83ZM100 59H99V61H100ZM104 59V58H103ZM31 60V61H30ZM34 60H35V62H34ZM45 60H44V62H45ZM84 60H86V59H84ZM91 60V61H92ZM97 60H98V58H97ZM220 60V59H219ZM43 61V60H42ZM67 61H68V59H67ZM75 61V60H74ZM88 61H90V59L88 60ZM104 61H107V60H105L104 59ZM103 61V63H105ZM218 61V60H217ZM75 62H77V61H75ZM83 62H86V61H83ZM82 62V63H83ZM32 63H35V66L34 65H31ZM79 63V62H78ZM96 64V62H92V64L91 63H89V64H91L92 65V67ZM101 63H102V60H101ZM101 63H99L98 62V64H100V66L103 64H101ZM107 63V62H106ZM214 63H216L217 64V62H214V61H212V64L211 65H213ZM259 63V62H258ZM257 63V64H258ZM74 63H72L71 62V65H73ZM87 64V63H86ZM86 64L84 65V67H86ZM89 64H88V67H91V66H89ZM94 64V65H93ZM215 64V65H216ZM257 64H255L256 66H259V65H257ZM260 64V63H259ZM82 65V64H81ZM214 65V66H215ZM262 65H264V64H262ZM43 67H46V62H45V65L43 64L42 65ZM74 66H78L77 65V63H76V65L74 64ZM80 66V65H79ZM99 66V65H98ZM104 66V65H103ZM261 67V65L259 66V67H256V68H260ZM28 68H30V70H31V72H29V69ZM254 68H255V66H254ZM26 69L28 70V72L26 73L25 71H26ZM25 70V71H24ZM24 71V72H23ZM33 71V72H32ZM219 72V71H218ZM21 73H23V74H21ZM25 73V74H24ZM30 75H29V74ZM215 73H217V72H215ZM20 74H21V79L23 80V78H22V76H24L25 75V77H26V74H28L27 76L28 77H30L31 76V78L30 79H28V77H27V79L26 78H24L25 79V81L27 80V82H25L24 80V84H23V81L22 80H20ZM218 75V74H217ZM11 77H13V80L11 79ZM10 78V79H9ZM19 78V79H18ZM245 78V82L244 81H241L240 82V84L238 83H236V85L237 86H240V87H243L242 85L243 84H241L242 82H244V83H246L247 81H246V77H244ZM18 79V80H17ZM248 79V78H247ZM12 80V81H11ZM20 80V81H19ZM30 80V81H29ZM242 80H244V79H242ZM11 81V82H10ZM17 81V82H16ZM29 81V82H28ZM19 82V83H18ZM18 83V84H17ZM12 86L13 87V90L12 89H10V90H7V89H9L8 87H10V86ZM32 85V87H33V83L31 84ZM226 85V86H225ZM246 85V84H245ZM244 85V86H245ZM20 86V87H19ZM16 88V90H15V88ZM20 89H19V88ZM22 87V88H21ZM24 87H26V86H24ZM30 87V86H29ZM240 87H235V85L233 86H227V84H222V86H218L217 84L214 86V85H211V87H208V89H206L205 87H204V89H206V91H205V97H204V95H203V92H202V97H201V99H199V101H197V104L200 106V108H202V107H204V106H202L201 107V104L203 105H205V103H201V101L202 102H206V106H209V109H206L205 107V109L204 108H202V109H204L205 111H207V110H209V112H214V113H217V114H221L223 111L222 110H224V111H226L224 108H227L228 109V112H230L231 110V105H232V103H231V99L229 98L230 97V95L231 94H236V92L239 90L238 88H240ZM18 88V89H17ZM27 88V87H26ZM26 88H24L25 90H27ZM31 88V87H30ZM29 88V89H30ZM228 88V89H227ZM232 88V89H231ZM32 89H34V87L32 88ZM231 91H230V90ZM236 89V90H235ZM238 89V90H237ZM256 91H255V93H254V91H252L253 92V94H251V96L249 97V98H247V100L244 102V103H242L241 105H242V107L239 109L240 111H239V113H238V117L236 116L237 115V110L236 111H234L235 113H234V117H233V119L237 122V123H240V124H243V125H245L246 124V126L248 127V123L249 122H251V121H248L247 119H251L250 117H252V120L254 119H256V120H258V119H260V121L262 120V119H264V118H261V116L262 115H264V110H262V109H264V104H262V103H264V96H262V92H261V90H262V87H261V85L258 83L257 85H256V87L254 88ZM253 89V90H254ZM259 89H260V91H259ZM17 90H19V91H17ZM25 90H23V91H25ZM11 91V92H10ZM16 91V92H15ZM28 91V90H27ZM30 91H32V90H30ZM215 91H216V93H215ZM259 91V92H258ZM33 92V91H32ZM219 92V93H218ZM235 92V93H234ZM258 94H257V93ZM18 94L17 96L15 95V94ZM26 93H24L25 95H26ZM23 94V97L25 96ZM255 94V95H254ZM261 94V95H260ZM254 96V97H253ZM184 97H186V96H184V95H182V96H178V97H176V100H175V102H174V105L173 106H175V108L177 107V109L179 110V108L178 107H180L182 110L184 109V110H186L187 109V105H188V102H185V100H186V98L184 99ZM20 98V99H19ZM224 100H222V99ZM225 98H226V100H225ZM231 98H232V95H231ZM254 98V102L252 101V99ZM24 99V100H23ZM205 99V100H204ZM220 99V100H219ZM230 99V100H229ZM257 99V100H256ZM222 100V101H221ZM187 101V100H186ZM221 101V102H220ZM25 102V103H24ZM220 104H219V103ZM225 103V105H226V107L224 106V103ZM252 102V103H251ZM260 103L261 105V108L259 109L257 106L258 105H256L257 103ZM26 103L29 105V106H27L26 105ZM176 103V104H175ZM186 103V104H185ZM199 103H201V104H199ZM24 104V105H23ZM217 104V105H216ZM223 104V105H222ZM219 105H221V106H219ZM23 106H24V108H23ZM25 106H26V109H25ZM32 108H31V107ZM248 106H250L249 108H248ZM28 107H29V109H28ZM189 107V106H188ZM222 107H224L223 109H221ZM247 107V108H246ZM254 107H255V109H254ZM24 109V110H22V109ZM31 108V109H30ZM174 108V107H173ZM190 108V107H189ZM191 108H193V107H191ZM219 108V109H218ZM21 110H22V112H21ZM29 110V111H28ZM176 110V109H175ZM218 110H221L220 111V113H218ZM256 110V111H255ZM33 113H32V112ZM187 111L189 112V110L187 109ZM25 112V115H23V113ZM26 112H28V113H26ZM187 112V113H188ZM227 112V113H228ZM258 112V113H257ZM19 113H20V115H19ZM22 113V114H21ZM241 113V114H240ZM257 113V114H256ZM27 114H29V115H27ZM262 114V115H261ZM14 115V116H16L15 118L16 119H13V121L14 120H16V122L14 121V122H11L12 120V116ZM22 115V116H21ZM253 115V116H252ZM259 115V116H258ZM11 116V117H10ZM14 116H13V118H14ZM244 116V117H243ZM247 116V117H246ZM257 116H258V118H257ZM11 119H10V118ZM20 118V120H19V118ZM25 117H28V118H26V119H24ZM30 117H32V118H30ZM239 117H242L243 119H245L246 121H248V123H246L245 122V124H244V122H242L241 120H240V118ZM246 117V118H245ZM260 117V118H259ZM193 118V117H192ZM241 118V119H242ZM21 119L23 120V121H21ZM31 119V120H30ZM34 119H36V121L34 120ZM39 119V120H38ZM86 119V120H85ZM84 120L85 121H87L88 119L87 118H85ZM93 119V118H92ZM92 119L91 118H89V121L88 122H91L92 121ZM95 119V118H94ZM93 119V123H94V121H96V120H94ZM239 120V121H237V120ZM18 120H19V124H17L18 123ZM79 120V119H78ZM91 120V121H90ZM21 121V122H20ZM34 121V122H33ZM73 121H74V119H73ZM262 121H264V120H262ZM261 121V122H262ZM22 122H23V125H21L22 127L20 128V126H18V125H20V124H22ZM25 122V123H24ZM28 122V124H26ZM31 122L36 126H34V125H32L31 124ZM39 122H41V124L39 123ZM43 122L45 123V124H43ZM77 122V121H76ZM80 122H83V121H81L80 120ZM17 125H16V124ZM36 123V124H35ZM70 123H72L73 124V122L72 121H70ZM75 123V122H74ZM97 123V122H96ZM96 123H94V125H96ZM259 123V122H258ZM15 124V125H14ZM16 126V127H15ZM242 126V125H241ZM242 127H244V126H242ZM241 127V129L242 130H245L247 127H244V129ZM23 128V129H22ZM36 129L35 130V132H36V134H35V132L33 131V129ZM89 128V129H88ZM239 128V127H238ZM20 131H19V130ZM21 129H22V131H21ZM74 128H72V131H71V129H70V131L71 132H73V133H75V131L77 130V129H74ZM101 129V130H100ZM78 130H79V132H78ZM77 130V132L78 133H76V136H79V134L82 132V129H78ZM227 130V129H226ZM50 131H52V130H50ZM63 131V130H62ZM70 131H65V132H70ZM81 131V132H80ZM100 131V132H99ZM25 134H27V135H25ZM65 134V133H64ZM63 134V135H64ZM78 134V135H77ZM36 135V139L35 140H37L35 143L33 142V140H34V136ZM65 135H67V136H70L71 137V135H72V133H70V135H68V133L67 134H65ZM28 138H27V137ZM75 136V135H74ZM94 136V137H93ZM24 137V138H23ZM65 136H63V138H64ZM91 137V136H90ZM49 138V141H47V142H43V141H45V139L47 140ZM72 138H74L73 137V135H72ZM71 138V139H72ZM79 138V137H78ZM77 137H76V139H78ZM76 139H73L72 141L73 142H75L74 140H76ZM100 139V138H99ZM29 140L33 143H31V142H29ZM34 140V141H35ZM87 141H88V139H86ZM95 140H96V138H95ZM98 140V139H97ZM28 141V142H27ZM58 141H59V139H58ZM68 141V140H67ZM70 141V140H69ZM78 141V140H77ZM99 141V140H98ZM27 144H26V143ZM40 142H42V144L40 143ZM55 142V141H54ZM53 142V143H54ZM65 142V141H64ZM71 142V141H70ZM79 142H80V139H79ZM78 142V143H79ZM101 141H99V143H100ZM52 143V142H51ZM52 143V144H53ZM98 143V144H99ZM32 144V147L30 146ZM37 144V145H36ZM39 144V145H38ZM49 144V143H48ZM55 144V143H54ZM68 143L66 142V145H67ZM76 144V143H75ZM89 144V145H90ZM28 145H29V147H28ZM50 145V144H49ZM58 145V144H57ZM68 145H70V144H68ZM67 145V146H68ZM35 146H36V148H35ZM70 146H72V145H70ZM82 146V147H81ZM91 146V145H90ZM89 146V147H90ZM95 146V147H94ZM99 146V145H98ZM59 147V146H58ZM74 147V146H73ZM93 147H94V149H93ZM52 148V147H51ZM57 148V147H56ZM55 148V149H56ZM67 149H69L68 147H66ZM70 148H72V147H70ZM75 148L76 149H78V146L76 147L75 146ZM82 148H84V150L86 149V150H89V151H85V152H83V150H82ZM44 150V149H43ZM42 150V151H43ZM56 150H59V148L58 149H56ZM98 150V149H97ZM37 151V152H39V153H35V152ZM64 151H66L65 149H64ZM68 151V150H67ZM71 151H72V149H71ZM57 152V153H58ZM73 152V151H72ZM97 152V151H96ZM63 153V152H62ZM90 153H92V154H90ZM37 154V155H36ZM94 154V156H92ZM68 155H70V156H72L71 158L73 159V160H71L69 157L70 156H68ZM35 156H37V157H35ZM55 156V155H54ZM98 156V155H97ZM47 157V156H46ZM68 157V158H67ZM87 157V158H86ZM51 158V157H50ZM74 158H78L77 159V161L79 160V162H80V159L79 158H82V161H83V159L85 158V161H83V164H84V162L87 164V165H85L83 168H82V166H80L81 168H80V171L82 170L83 172H80L79 171V169L77 170V168H73L72 167V163H73V165H75L74 163L75 162H77V161H75L74 160ZM94 159V160H93ZM95 160H98V162H95ZM73 161H75V162H73ZM81 161V162H82ZM38 162L40 163V167H38L37 165H38ZM64 162H67V164L66 163H64ZM93 162V163H92ZM64 163V164H63ZM95 163V164H94ZM33 164H35V166H37V169H35L36 167L33 165ZM77 164V163H76ZM67 165V166H66ZM69 165V166H68ZM82 165V164H81ZM95 165V166H96ZM71 166V167H70ZM77 166H79V163L77 164ZM95 166H93V167H95ZM99 166V168H100V166L101 165H98ZM35 167V168H34ZM64 167V168H63ZM66 167V168H65ZM67 167L69 168L68 170H72V172L76 175L77 174V177H76V184H78V180H79V182H80V184H78L79 186H78V188L80 187V185H82V187L84 186H86L85 184H88V186H86V187H88L87 189H90L91 188V185H93L94 186V189H96V190H94V191H92V189H93V186H92V189H90L91 191H89V193L91 192H94L93 193V195L95 196V193H97V195L98 196H95V197H93V198H91L88 194L85 196L84 195V197H82L81 195H80V193H78L80 196H78V200L80 199H82V201H81V203L78 201V203H79V205H78V208H77V206H76V202H75V204H74V206L77 208V209H75V211L73 210L74 209V206H73V208L71 209V210H73L72 212H74V213H72L71 215L68 213V211L67 210H69V211H71L70 209H67L66 211L67 212H65V213H68L67 215H65V216H67V217H65V218H63V220H64V222H63V220H61L60 222H57V223H55L56 221H59L58 219H59V217H57V220H55V218H53L52 219V221L53 222H51V223H53V225H51V223H49V222H47V220L48 219H46L48 216L46 215L45 216V214H47V212H40L39 211V209L38 208H40V207H37V205H38V203H37V200H40V196L38 197V195H40L39 193L41 192V189H43V187H45V185L46 184H48L49 183V181L51 180L50 178H52V175H55L56 173L58 174V173H63V170L65 171L66 169H67ZM75 167V166H74ZM39 168V169H38ZM70 168H72V169H70ZM98 168V169H99ZM75 169V170H74ZM68 170H66L67 172H68ZM76 170H77V172H76ZM88 170V169H87ZM86 170V171H87ZM92 170V169H91ZM94 170V169H93ZM40 171V172H39ZM41 171H42V175L40 174L41 173ZM98 171V170H97ZM54 172H56L55 174H54ZM78 172H80V173H78ZM93 172V171H92ZM95 172V171H94ZM88 173H90V171L88 172ZM100 173V172H99ZM72 174V173H71ZM86 174V173H85ZM96 174H98L97 172H96ZM70 175V174H69ZM74 175V176H75ZM87 177V178H86ZM93 177V176H92ZM75 178V177H74ZM74 178H73V180H74ZM80 178V179H79ZM82 178H83V180H82ZM90 178V179H89ZM78 179V180H77ZM86 179V180H85ZM72 181V180H71ZM82 182V183H81ZM84 182H87V183H84ZM90 182V183H89ZM97 182H99L98 183V185H97ZM72 184H75L74 183V181H72L71 182ZM84 183V184H83ZM95 185H97V186H95ZM73 187V186H72ZM76 187H77V185H76ZM85 187V188H86ZM90 187V188H89ZM104 187H106V188H104ZM83 189V188H82ZM105 190H106V192H105ZM79 191V190H78ZM75 192H76V190H75ZM80 192V191H79ZM81 193H82V191H81ZM101 195H100V194ZM85 194V193H84ZM72 195H73V193H72ZM74 195H75V193H74ZM74 198H76V195L75 196H73ZM79 197H81V198H79ZM85 197H86V201H88V202H84L83 200L85 199ZM99 198V199H97V198ZM110 197V196H109ZM39 198V199H38ZM41 198H43L42 196H41ZM103 198H104V202L102 201L103 200ZM123 198H126V197H123ZM95 199V200H94ZM97 199V200H96ZM102 199V200H101ZM45 200V199H44ZM123 200H125V199H123ZM41 201V200H40ZM125 201H127V199L125 200ZM124 201V202H125ZM164 201H166V203L164 202ZM164 201L162 200V202L163 203H160V204H162V205H164L165 204V206H163V207H161V205H159V208L157 209L158 211H164L165 209H166V207H167V205L169 204V199H164ZM43 202V201H42ZM46 202V201H45ZM84 202V203H83ZM44 203V202H43ZM47 203V202H46ZM82 203H83V205H85L86 203H88V206L86 205V208H85V206H84V208H83V206H81L82 205ZM89 203H90V206H89ZM45 204V203H44ZM41 205V204H40ZM47 205V204H46ZM80 206V207H79ZM42 207V206H41ZM46 207V208H45ZM44 207V205H43V208H45V209H47V206H45ZM88 207V208H87ZM89 207L90 208H92V209H89ZM36 208L38 209V210H36ZM43 208H41V210H43ZM85 209L87 210V213L85 212H82V211H85ZM39 212V214L36 212ZM89 211V212H88ZM92 211V212H91ZM40 213H42V214H40ZM89 213V214H88ZM90 213H91V217H93V218H95V216H97L93 221H95V220H98V221H96L97 222V224H99V223H102V225H106L105 223L107 222V223H109V226H105L106 228H104L103 226H99L100 227V229L98 230V229H96V230H98L99 232L100 231H102L103 233H105L106 232V230H105V232L103 231L104 229H107V228H109V229H107L108 231H107V233L108 234H106V235H104L102 232V235L100 236V235H98V234H100V233H97L96 232V234L98 235V236H100V237H102V236H106L105 238L103 237V242H101L100 244H97V243H99L100 241H102V240H100L99 241V239H101V238H99L98 239V237L96 238H93L94 237V235H93V231H94V229L91 231H89L88 230V228H85L83 225L81 226V227H83L84 229H87V232L85 231H83V230H80V228L81 227H79L78 228V226L76 225V224H80V223H82V222H89V220H91V219H93V218H91L90 217ZM38 216H37V215ZM75 215V217H76V219L74 218L73 219V216L72 215ZM88 214V215H87ZM93 214V215H92ZM100 214H103V216L102 217H106V215H107V213H103V212H101ZM106 214V215H105ZM109 215V214H108ZM107 215V216H108ZM157 215H159V216H157ZM70 216H72V218H70ZM110 216V215H109ZM40 217V221L38 222V220L39 219H37V218H39ZM61 218H62V216H60ZM64 217V216H63ZM111 218H112V216H110ZM90 218V219H89ZM156 218H158V219H156ZM37 219V220H36ZM46 219V220H45ZM143 219V220H144ZM51 220V219H50ZM77 222H76V221ZM79 220V221H78ZM109 220H111V221H109ZM55 221V222H54ZM70 221V222H69ZM73 221V222H72ZM75 221V222H74ZM100 221V222H99ZM156 221H157V223H156ZM23 222V223H22ZM43 223V224H41V223ZM45 222H46V224H50V225H46L45 224ZM99 222V223H98ZM155 222V223H154ZM55 223V224H54ZM64 223V224H63ZM71 225H70V224ZM58 224V225H57ZM62 224L64 225V226H62ZM67 224H69V225H67ZM83 224V223H82ZM86 224V223H85ZM18 225H20V227L18 226ZM36 225H38V226H36ZM73 225V226H72ZM77 227H76V226ZM159 225V226H158ZM26 226V227H25ZM70 226V227H69ZM94 227L96 226V225H93ZM92 226V227H93ZM148 228H147V227ZM158 226V227H157ZM62 227V228H61ZM77 228V230H75L76 228ZM92 227H90V228H92ZM99 227H97L96 226V228H99ZM162 229H161V228ZM74 228V229H73ZM82 228V229H83ZM125 228V229H124ZM159 228V229H158ZM17 229V230H16ZM73 229V230H72ZM78 229L82 232H84L85 234H82L80 231H78ZM152 229V230H151ZM14 230H16V231H14ZM23 230V231H22ZM70 230H72V231H70ZM95 230V231H96ZM163 230V231H162ZM166 231V233H165V231ZM14 231V232H13ZM95 231H94V233H95ZM133 231H135V232H133ZM136 231H138V232H136ZM140 231V232H139ZM155 231H157L156 233H155ZM70 232H71V234H70ZM88 232H90L89 234H88ZM91 232H92V234H91ZM6 233V234H5ZM19 233V234H18ZM121 233V232H120ZM161 233V235H165L166 236V240H163L162 242H166V243H162L161 242V240H160V243H158V241H159V239H157V238H159L158 236H161V235H159ZM112 234V233H111ZM157 234H158V236H157ZM168 234H169V232H168ZM17 235V236H16ZM83 235H85V236H83ZM92 235H93V237H92ZM96 235V236H97ZM153 235H155L154 237H153ZM174 236V235H173ZM86 237V238H85ZM144 237V238H143ZM153 237V238H152ZM164 237V236H163ZM168 237H169V239H170V241H172V242H170L169 241V239H168ZM175 237V236H174ZM19 238H20V240H19ZM24 238H26L25 240H24ZM127 238V239H128ZM132 238H133V240H132ZM41 239V240H40ZM98 239V240H97ZM144 239V240H143ZM161 239H162V236H161ZM164 239H165V237H164ZM23 240L25 241V242H23ZM29 240V241H28ZM104 240H106V242H107V244H106V242H104ZM139 241L138 243H139V245H138V243H137V245L135 244L137 241ZM146 240V241H145ZM152 240V241H151ZM158 240V241H157ZM168 240V241H167ZM54 241V242H53ZM62 241V242H61ZM98 241V242H97ZM136 241V242H135ZM23 242V243H22ZM27 242V243H26ZM86 242H88L87 244H86ZM96 242V243H95ZM151 242V243H150ZM154 242H156V243H154ZM169 242V243H168ZM97 244V245H92V244ZM103 243V245H101ZM105 243V244H104ZM158 243V244H157ZM89 244V245H88ZM90 244H91V246H90ZM133 245V246H132ZM169 245V246H168ZM93 246V247H92ZM105 246H107V247H105ZM168 248H167V247ZM172 246V247H171ZM134 247V248H133ZM149 247V248H148ZM108 248V249H107ZM109 248H111V249H109ZM140 248V249H139ZM219 248V249H218ZM242 248V249H241ZM59 249V250H58ZM132 249H136V251H138L139 253H141V254H139L140 256L139 257H136V255L138 256V253L136 254V253H133L132 252ZM140 251H139V250ZM103 250H105V252L103 251ZM110 250V251H109ZM151 250V251H150ZM177 250H179L178 252H177ZM183 250V251H182ZM198 250H200V251H206L207 253H209V254H212V250H213V253H218V254H220V252L219 251H221V254H222V252H223V256L220 254V256H222L223 258H220V259H217V258H213V259H210L209 260V258L207 259L206 257L204 258V259H200V258H197V256H198V253H199V251ZM211 250V251H210ZM219 250V251H218ZM62 251V252H61ZM68 251H70V254L68 253V254H65L66 252H68ZM108 251V252H107ZM116 251V252H115ZM133 251H135V250H133ZM135 251V252H136ZM161 251V252H160ZM163 251H165V252H163ZM217 251V252H216ZM260 251H264V249H260ZM56 252L58 253H60V254H56ZM102 252V253H101ZM107 252V253H106ZM133 253L134 254V256L132 255V254H130V253ZM160 252V253H159ZM173 252V253H172ZM104 253V254H103ZM120 253V254H119ZM158 253H159V257H158ZM161 253H164V254H161ZM192 253V254H191ZM53 254V255H52ZM56 254V255H55ZM85 254H86V256H85ZM127 254V255H126ZM130 254V255H129ZM136 254V255H135ZM154 254V255H153ZM171 254V255H170ZM174 254V255H173ZM177 254V255H176ZM61 255V256H60ZM84 255L86 258L89 256V255H91V260L90 261H88V262H86L85 261V259L84 260H82V256ZM192 255V256H191ZM53 256V257H52ZM58 256V257H57ZM133 256V258H131ZM161 256V257H160ZM175 256V257H174ZM49 257H51V258H49ZM119 257L121 258V259H119ZM168 257H170V258H168ZM199 257V256H198ZM65 258V259H64ZM160 258H161V260H160ZM50 259V260H49ZM54 259V260H53ZM68 261H67V260ZM6 260V261H5ZM180 260V261H179ZM62 261V260H61ZM135 261V262H134ZM147 261V262H146ZM163 261H165V262H163ZM171 261V262H170ZM176 261V262H175ZM69 262V263H68ZM81 262V263H80ZM168 262V263H167ZM62 264V263H61Z\"/></svg>",
	"mask_w": 264,
	"mask_h": 264
}]
</instances>
